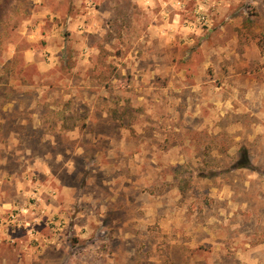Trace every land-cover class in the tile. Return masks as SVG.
<instances>
[{
    "label": "rangeland",
    "instance_id": "obj_1",
    "mask_svg": "<svg viewBox=\"0 0 264 264\" xmlns=\"http://www.w3.org/2000/svg\"><path fill=\"white\" fill-rule=\"evenodd\" d=\"M0 264H264V0H0Z\"/></svg>",
    "mask_w": 264,
    "mask_h": 264
},
{
    "label": "trees",
    "instance_id": "obj_2",
    "mask_svg": "<svg viewBox=\"0 0 264 264\" xmlns=\"http://www.w3.org/2000/svg\"><path fill=\"white\" fill-rule=\"evenodd\" d=\"M181 190H180V192L182 191V192H184L185 190H184V188L182 187V188H180Z\"/></svg>",
    "mask_w": 264,
    "mask_h": 264
}]
</instances>
